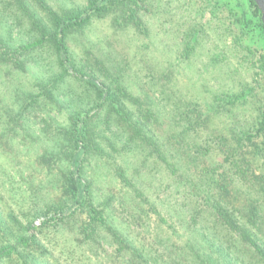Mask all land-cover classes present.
Wrapping results in <instances>:
<instances>
[{
  "label": "trees",
  "instance_id": "trees-1",
  "mask_svg": "<svg viewBox=\"0 0 264 264\" xmlns=\"http://www.w3.org/2000/svg\"><path fill=\"white\" fill-rule=\"evenodd\" d=\"M55 1L0 0V12L10 18L23 17L22 21H26L34 35L30 43L16 48H9L0 38V68L8 69L11 74L25 72L32 51L48 44L57 57L59 80L71 75L95 95L98 113L82 116L77 112L68 116L74 148L62 186L71 206L85 214L86 223L81 227L85 243L106 241L108 237L100 236L99 231L104 228L118 245L112 255L113 263L120 258L122 264H264V171L255 172L258 162L264 167V25L256 3L195 0V4L202 1L205 5H199L193 17L185 15L178 24L186 35L183 55L189 59L196 45L209 37L201 29L204 11L208 9L210 18L202 25L215 29L212 42L229 49L238 65L247 68L248 76L237 82L231 79L200 110L190 94L194 83L178 88L169 70L160 69L159 123L156 109L144 108L143 97H131L120 77L105 74L101 80L92 69L98 61L92 62L85 56L84 62L75 61L68 40L71 34L85 30L94 20L114 15L113 25H137L140 35L148 36L146 14L150 21L159 14V9L160 15L166 12L170 3L81 0L66 7L51 4ZM198 15L201 23L196 20ZM213 50H219L217 45ZM220 53L210 57L209 67L217 69ZM69 70L73 73L69 74ZM108 77L112 78L107 80ZM49 85V89L40 87L37 94L30 95L18 107L20 113L46 105V98L56 102L53 91L58 90V83L55 80ZM128 101L136 105L135 113L128 109ZM243 105L248 106L247 121L243 117L246 111ZM101 115L105 118L104 130L113 128L112 136L124 141L119 147L144 150L156 157L160 165V255L155 250L143 256L109 227L105 208L92 200V184L80 175L79 158L92 149L91 142L95 146V125ZM214 119H220L223 126L212 133L210 126ZM154 120L158 121L157 126ZM154 135L160 137V142ZM106 143L110 145L108 140ZM116 174L124 186H131L124 171L118 169ZM13 222L15 226L10 227L0 221V264H42L47 252L33 226L24 227L14 219Z\"/></svg>",
  "mask_w": 264,
  "mask_h": 264
},
{
  "label": "rangeland",
  "instance_id": "rangeland-1",
  "mask_svg": "<svg viewBox=\"0 0 264 264\" xmlns=\"http://www.w3.org/2000/svg\"><path fill=\"white\" fill-rule=\"evenodd\" d=\"M80 1L57 0L51 4L70 7ZM163 2L165 0H160ZM166 3H170V7L162 15L159 9V14L149 21L146 14L148 36L140 35L137 25H113L114 15L94 20L85 30L71 34L68 40L75 61L84 62V56L92 62L98 61L92 69L101 80L105 74L120 77L131 97H143L144 108L156 109L159 123L160 69L169 70L178 88L194 83L190 94L199 103L200 110L203 103H209L213 93L224 90L231 79L237 82L248 76L247 68L238 65L229 49L212 42L215 29L202 25L210 18L208 9L204 11L202 23L199 15L196 20L209 37H204L187 59L183 55L186 35L178 24L185 15L193 17L192 13L205 3L195 4V0H167ZM12 17L0 12L1 40L9 48L30 43L34 35L26 21H22L24 18ZM215 45L219 50H213ZM214 53L222 56L217 69L208 66ZM28 62V70L21 73L11 74L8 69L0 68V221L10 227L14 225L13 219L24 227L33 226L32 230L47 252L42 264H122L120 258L117 263L112 262L118 245L104 228L99 231L100 236L108 237L106 241L85 243L81 232L86 223L85 214L71 206L62 189L74 148L68 116L77 112L82 116L88 112L98 113L95 95L71 75L59 80L57 57L48 44L32 51ZM70 73L73 71L69 70ZM55 80L58 83V90L53 91L56 102L51 103L46 98V105L20 113L18 107L25 104L30 95L37 94L40 87L49 89L50 82ZM46 89L44 92H48ZM127 106L131 112H136L137 107L132 102L128 101ZM243 106L246 110L243 117L247 121L248 106ZM154 122L157 126L158 121ZM104 123L103 115L99 116L95 125V146L91 142L92 149L79 158L80 175L92 184V200L105 208L108 226L143 256L155 250L160 255V165L156 157L144 150L119 147L124 141L112 136L113 128L105 131ZM222 126L220 119H214L210 131L213 133ZM155 138L160 142V137ZM260 164L261 161L255 166L257 173L264 171ZM118 169L126 173L131 186L122 184L116 174ZM178 197L181 199L180 195Z\"/></svg>",
  "mask_w": 264,
  "mask_h": 264
},
{
  "label": "water",
  "instance_id": "water-1",
  "mask_svg": "<svg viewBox=\"0 0 264 264\" xmlns=\"http://www.w3.org/2000/svg\"><path fill=\"white\" fill-rule=\"evenodd\" d=\"M261 12V20L264 25V0H253Z\"/></svg>",
  "mask_w": 264,
  "mask_h": 264
}]
</instances>
